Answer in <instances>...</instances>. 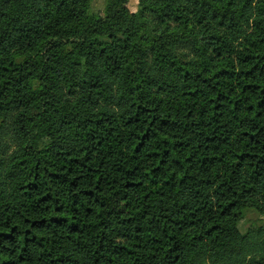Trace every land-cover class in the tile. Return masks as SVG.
Returning a JSON list of instances; mask_svg holds the SVG:
<instances>
[{
	"label": "trees",
	"instance_id": "1",
	"mask_svg": "<svg viewBox=\"0 0 264 264\" xmlns=\"http://www.w3.org/2000/svg\"><path fill=\"white\" fill-rule=\"evenodd\" d=\"M92 1L0 0V264H264V0Z\"/></svg>",
	"mask_w": 264,
	"mask_h": 264
},
{
	"label": "rangeland",
	"instance_id": "2",
	"mask_svg": "<svg viewBox=\"0 0 264 264\" xmlns=\"http://www.w3.org/2000/svg\"><path fill=\"white\" fill-rule=\"evenodd\" d=\"M104 5L105 0H93L91 3V7L93 10L98 11L100 14H104ZM136 0H127L126 7L128 11L134 12L136 10ZM194 49V48H193ZM193 49L183 47L182 51L185 58H195L198 55L197 51H193ZM16 146V139L14 135L10 131V121H7L4 123L2 132H1V138H0V156L6 157L8 156L12 150ZM256 224H263L264 225V216H261V214L257 213L254 209H250L248 213L246 214L245 219L242 221L240 225V229L244 230L247 225H249L251 222Z\"/></svg>",
	"mask_w": 264,
	"mask_h": 264
}]
</instances>
